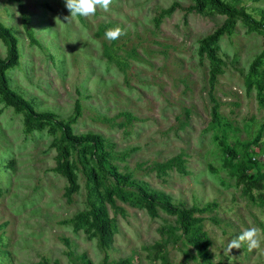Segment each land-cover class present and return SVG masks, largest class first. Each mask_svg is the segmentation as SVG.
Listing matches in <instances>:
<instances>
[{
	"label": "rangeland",
	"instance_id": "1",
	"mask_svg": "<svg viewBox=\"0 0 264 264\" xmlns=\"http://www.w3.org/2000/svg\"><path fill=\"white\" fill-rule=\"evenodd\" d=\"M224 1L244 5L260 25L238 16L218 39L220 72L211 86L199 40L226 17L209 6L112 0L109 11L85 18L70 16L65 0H0V21L20 48L7 72L11 86L73 130L99 131L111 143L107 165L174 203L207 205L195 213L210 237L199 250L174 214L152 213L130 188L104 201L113 235L101 247L88 221L73 219L88 208L80 161L78 184L67 194L65 176L54 169L57 133L25 130L22 111L0 99V264H264V89L255 76L248 84L249 64L264 47V0ZM117 26L125 35L107 40L105 30ZM86 164L96 168L100 189L112 185L93 156ZM249 227L261 230L260 249L242 243L228 253V242Z\"/></svg>",
	"mask_w": 264,
	"mask_h": 264
},
{
	"label": "trees",
	"instance_id": "2",
	"mask_svg": "<svg viewBox=\"0 0 264 264\" xmlns=\"http://www.w3.org/2000/svg\"><path fill=\"white\" fill-rule=\"evenodd\" d=\"M213 8L216 12L225 15V20L221 25L204 35L199 40V52L205 54L209 60V81L212 86L216 75L220 72L219 58L216 55V42L225 33H231L238 16L251 22L253 25H260L246 10L244 5L230 6L224 0H194L188 8H195L203 11L207 7ZM173 9L160 10L162 14L170 13ZM30 39L39 42L31 31L27 32ZM0 39L5 44L6 55L0 56V99L9 104L15 110L22 111L23 127L31 130L34 127H47L51 132L57 134L53 137L56 147L54 169L65 176L67 180L66 193L69 194L77 186V175H75V160H79L85 175L86 200L88 208L74 216V221L86 220L95 231L101 247L107 248L112 240L113 223L107 215L104 201L114 203L115 196L125 197L128 189L132 188L144 201L145 206L155 213L157 208H161L175 215L176 221L181 227V232L186 239L199 250H206L210 244V237L206 230L200 229L198 221L203 215L195 213L197 210L207 208V205L199 206L196 203L184 204L174 203L168 194L163 191L153 189L143 181L130 175V171L121 172L112 164L107 165V158L113 155L111 143L105 137L94 130L75 131L70 121L58 117L51 110L37 108L32 100L22 95L13 88L8 77V70L14 68L20 59V48L18 37L13 30L0 21ZM248 69L249 82L253 76L256 77L255 85L258 91L264 89V47L250 62ZM76 111L80 110V102H75ZM212 118L217 121L219 112L217 102L212 105ZM126 118L131 117L128 111L124 112ZM234 153L233 150H227ZM87 155H91L96 160L102 172L112 179V185L99 188V176L95 167L86 164ZM258 176L253 177L257 182ZM247 185V184H246ZM208 264H223L220 261L209 262Z\"/></svg>",
	"mask_w": 264,
	"mask_h": 264
},
{
	"label": "clouds",
	"instance_id": "3",
	"mask_svg": "<svg viewBox=\"0 0 264 264\" xmlns=\"http://www.w3.org/2000/svg\"><path fill=\"white\" fill-rule=\"evenodd\" d=\"M112 0H65V7L69 10L70 16L90 17L94 16L97 9L104 12L109 11ZM105 38L113 41L119 39L125 32L119 26L105 30ZM242 243H247L248 251L260 249L261 247V230L257 227L243 229L239 235L231 239L226 251L231 253L233 249H240Z\"/></svg>",
	"mask_w": 264,
	"mask_h": 264
}]
</instances>
